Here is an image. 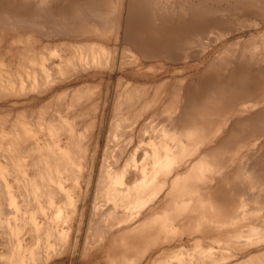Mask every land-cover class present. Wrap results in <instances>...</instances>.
I'll use <instances>...</instances> for the list:
<instances>
[{
    "label": "bare ground",
    "instance_id": "1",
    "mask_svg": "<svg viewBox=\"0 0 264 264\" xmlns=\"http://www.w3.org/2000/svg\"><path fill=\"white\" fill-rule=\"evenodd\" d=\"M60 1L0 0V41L22 44L0 43V264H74L115 246L109 264H264V32L195 79L151 71L222 26L263 27L264 0ZM140 65L150 75L124 76ZM122 129L147 136L143 152L131 159L128 138L105 154L90 208L100 139ZM251 137L262 144L249 162ZM32 203L52 211L44 229Z\"/></svg>",
    "mask_w": 264,
    "mask_h": 264
},
{
    "label": "rangeland",
    "instance_id": "2",
    "mask_svg": "<svg viewBox=\"0 0 264 264\" xmlns=\"http://www.w3.org/2000/svg\"><path fill=\"white\" fill-rule=\"evenodd\" d=\"M34 2H36V3H39V2H37L38 0H33ZM39 1H41V0H39ZM52 0H44V2L46 3H43V4H45V5H52L53 3H54V0L52 1V4L50 3L49 4V2H51ZM158 1V0H157ZM160 2H163L164 0H159ZM33 2V3H34ZM60 3L61 4H63L64 3V0H62V1H60ZM42 4V5H43ZM55 4H56V1H55ZM175 5H177L176 3H175ZM43 11V10H42ZM42 11H40V12H35V13H37V15L39 14H42L43 12ZM38 15V16H39ZM41 16V15H40ZM39 18V17H38ZM38 18H36L35 19V21L37 22V20H39ZM242 26V28L240 27V25H235V26H232L231 28L229 27H225V26H222V27H220V29H218V31L220 32L221 31V34L223 33L224 34V36L223 35H221L220 37L218 36L217 37V35H214L215 37H212V38H214V40H217L216 41V43L215 42H213V43H211V44H209L208 46L207 45H204L203 46V48L202 49H200V47L199 46H197V43H194L191 47L190 46H187L188 48L190 47V49L191 50H189L188 49V52H190L191 54H190V56H189V59H186L187 60V63H188V66H186V60H182V58H180L179 57V60H176V63L174 64V65H171L170 63H165L164 65H162L163 64V62H165V60H158L159 61V63H161L160 64V66L157 64V66H156V68H154V69H152L151 71H154V70H156V71H154V73L158 76V77H161L162 76V79H170V78H172V77H174V79L176 78H178V80H180V79H182V78H184V77H189V76H191V79H195L196 78V76L198 75V74H200L201 73V71L200 70H202L203 68H204V66H205V64L208 62V61H210L211 60V58H213L216 54H218L219 52H221L223 49H225V47H227V45L229 44V43H232V42H235V41H240V46L244 43V42H246L247 40H249L251 37L252 38H255L256 36H258L257 34H261V30H262V32H264V26L263 27H261V28H257V27H255L254 25H246V24H244V25H241ZM243 26H244V28H243ZM246 26V27H245ZM224 27V29H222ZM237 28V29H236ZM228 29V30H227ZM250 29V30H249ZM261 29V30H260ZM224 30H225V32H224ZM259 30V31H258ZM223 31V32H222ZM227 31H230V32H227ZM243 31V32H242ZM248 31V32H247ZM241 32V33H240ZM245 33V34H244ZM252 33V34H251ZM227 34L229 35V36H227ZM256 34V35H255ZM249 35V36H248ZM254 36V37H253ZM241 38V39H240ZM243 39H244V41H243ZM246 39V40H245ZM109 41H110V44H111V46H115V47H118V48H120L121 49V47H122V45H123V43L122 42H120L119 40H114V38H111V39H109ZM221 42H223V43H221ZM0 43H1V51L3 52V51H5V50H8V49H10L11 50V54H15V53H18V50L20 49V48H22V44L21 43H15V44H12L11 43V41L10 40H8V41H0ZM225 43V44H224ZM117 44V45H116ZM224 44V45H223ZM215 46H217V47H215ZM219 46V47H218ZM194 49H193V48ZM198 48V49H197ZM219 48V49H218ZM207 49V50H206ZM193 50V51H192ZM195 50H196V52H195ZM132 51V52H131ZM197 51H201L200 53L199 52H197ZM219 51V52H218ZM131 52V53H130ZM208 52V53H207ZM195 53V54H194ZM197 53V54H196ZM199 53V54H198ZM207 53V54H206ZM128 54V55H127ZM134 55V56H133ZM138 51L136 50V49H134V48H132V47H130L129 48V50L128 51H126V53L123 55L124 56V58H127V60H130L131 62L133 61V59L135 60V59H137L138 58ZM194 55H196V56H194ZM120 56H122V53L120 54ZM137 56V57H136ZM181 57H182V55H180ZM213 56V57H212ZM134 57V58H133ZM205 59H204V58ZM210 57V58H209ZM200 58V59H199ZM178 59V58H177ZM203 59V60H202ZM182 60V61H181ZM196 60V61H195ZM56 61V60H55ZM204 61V62H203ZM201 62H203L204 63V66H203V64L201 63ZM180 65H179V64ZM191 63H193V64H191ZM200 64V65H199ZM196 65H198V67L196 66ZM162 66V67H161ZM166 66V67H165ZM180 66V67H179ZM173 67H174V69H173ZM200 67V68H199ZM133 69H137L136 67H132ZM131 68V66H129L127 69H125L126 71H128V72H125L124 73V76L126 77H133L136 73H138V74H136L135 76H141V77H143L144 76V74H148V75H150V71H148L147 73L145 72V70L143 69L144 67H142V65H140L139 66V68L141 69H139V72H136V71H131V70H133ZM163 68V69H162ZM143 69V70H142ZM159 69V70H158ZM160 69H162V70H160ZM174 70V71H173ZM178 70V71H177ZM183 70V71H182ZM198 70V71H197ZM176 71V72H175ZM133 72V73H132ZM195 72V73H194ZM199 72V73H198ZM135 73V74H134ZM191 73V74H190ZM190 74V75H189ZM193 74H195V75H193ZM119 76H122L121 75V73L120 72H118V71H116L115 73H114V75H113V77L114 78H117V77H119ZM126 77V78H127ZM194 77V78H193ZM111 93H113V90H112V88H111ZM96 114H98L97 115V122H98V120H100V112H98V113H96ZM99 117V118H98ZM143 120L145 121V122H143ZM142 120V123H143V125L145 124V125H147V124H150V125H154V126H156V128H159V121L157 122L156 120H154V121H149L150 119H149V117H147L146 119H143ZM127 121V120H126ZM148 121V122H147ZM121 121L120 120H116V124L118 123H120ZM125 122V121H124ZM123 121L120 123L121 125L120 126H122L123 125V129H125V130H128L129 128V125H130V123H128V121H127V123H124ZM154 122V123H153ZM155 122H156V124H155ZM127 125V126H126ZM142 125V126H143ZM1 126V125H0ZM6 128H8L10 125L9 124H5L4 125ZM148 126V125H147ZM126 127V128H125ZM123 129H122V131H120V132H118L117 134H116V132H112L111 134H108V136H102L101 137V139H100V141H101V144L103 145V147H102V149L100 150V152H99V154H98V157H97V159H96V162H95V164H96V166H95V170H94V180H93V184L91 185L92 186V188H91V190H90V195L94 192V189H95V183H96V181H97V179H99V175H100V172L99 171H101V168H103L102 166L107 162V161H109V158L108 157H110L111 155H113V153L115 154L116 152H117V148H119V147H124V145L126 144V141L128 142V138H130V144H129V146L126 148V150H127V152H128V154L131 156L130 158L132 159V157L133 158H138V156H140L141 154H142V152H143V149H144V146H143V142H145V140H146V138H147V136L146 135H142V133H140V132H134V136L133 135H127L128 134V132L127 131H123ZM121 132H123V133H121ZM113 133H114V135H113ZM126 133V134H125ZM118 134L120 135L121 134V136H119V137H117L116 138V135L118 136ZM141 134V135H140ZM111 137H110V136ZM135 135H137V137L135 136ZM139 135V136H138ZM115 137V138H114ZM125 137V138H124ZM138 137H140V138H138ZM142 137H143V139H142ZM109 138V139H108ZM112 138V139H111ZM120 138V139H119ZM119 139V140H118ZM127 139V140H126ZM137 141H136V140ZM133 140H135V142L133 141ZM252 140H254V141H252ZM106 141V142H105ZM111 141H113V142H111ZM123 141V142H122ZM142 141V142H141ZM104 142H105V145H104ZM108 142V143H107ZM116 142V143H115ZM122 142V143H121ZM133 142V143H132ZM141 142V143H140ZM113 143H114V146H113ZM132 143V144H131ZM135 143V144H134ZM107 144H109V147H110V149L108 148L107 149V147H108V145ZM111 144V145H110ZM118 144V145H117ZM262 144V141H261V139H257L256 140V138H253V137H251V138H249L246 142H245V146H244V149L242 150V154H247V155H250V158L248 159V161L249 162H252V161H254V158H255V156H256V154H257V150H258V148H259V146ZM141 146L140 147V150H139V148H137V147H139V146ZM105 146V147H104ZM117 146V147H116ZM126 146H127V144H126ZM137 146V147H136ZM143 147V148H142ZM132 148V149H131ZM135 148H136V150H135ZM142 148V149H141ZM111 149H113V151L111 150ZM111 150V151H110ZM115 150H116V152H115ZM132 150V151H131ZM139 150V151H138ZM142 150V151H141ZM107 151V152H106ZM137 151H138V154H137ZM256 151V152H255ZM102 152H103V154H102ZM109 152H110V154H109ZM132 152V153H131ZM136 152V153H135ZM253 152H254V154H253ZM112 153V154H111ZM133 153H134V155H133ZM141 153V154H140ZM252 153V154H251ZM108 155V157L106 156V155ZM89 155H90V152H86V154H85V157L87 156L88 158H89ZM106 157H105V156ZM133 155V156H132ZM102 157V158H101ZM246 157H248V156H246ZM108 158V159H107ZM253 160H252V159ZM87 159V158H86ZM102 159V160H101ZM105 159V160H104ZM83 161L84 160H82V170H85L86 169V165L85 164H83ZM100 168V169H99ZM85 172V171H84ZM83 172V173H84ZM84 182V181H83ZM82 187H84V186H82ZM93 197H94V193H93V196H92V199H91V201L89 200L88 201V207H92V205H93ZM89 208V209H90ZM28 214L29 213H33L34 215H35V217H36V219H37V221H39L40 223L41 222H44V224H43V229L46 227V226H48L49 225V219H50V217H51V214H52V211L50 210V209H47L46 210V215H42V214H40V213H38L37 212V210H36V208H35V204L34 203H32L31 205H30V207L28 208ZM86 219H87V217L86 218H84V223H83V228H82V231H84L85 230V228L87 227V223H86ZM74 226V225H73ZM29 236V235H28ZM28 240H30V236H29V238H28ZM108 252L110 253V255L108 254ZM119 253H120V250H119V247H117V246H115V247H111L110 249H107V248H105V250H103V249H97V250H95L93 253H91L89 256H88V258L86 259V261L84 262L83 260L84 259H82V262L81 261H78L79 260V258L78 257H76L75 259L73 258V261H74V264H106V263H108V260H109V257H111V260L110 261H114V259H116V257L119 255ZM77 255H78V253H77ZM76 255L74 254V256L73 257H75ZM69 261H70V257L67 255L66 257H64V260H63V264H69ZM109 264V263H108Z\"/></svg>",
    "mask_w": 264,
    "mask_h": 264
}]
</instances>
